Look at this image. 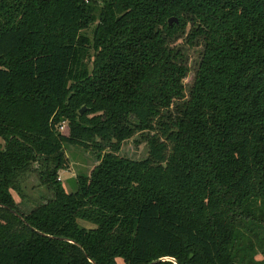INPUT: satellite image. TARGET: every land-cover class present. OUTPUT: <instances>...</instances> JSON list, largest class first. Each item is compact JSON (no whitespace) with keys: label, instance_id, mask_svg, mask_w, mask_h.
Segmentation results:
<instances>
[{"label":"trees","instance_id":"16d2710c","mask_svg":"<svg viewBox=\"0 0 264 264\" xmlns=\"http://www.w3.org/2000/svg\"><path fill=\"white\" fill-rule=\"evenodd\" d=\"M137 133L147 156L120 154ZM70 142L99 155L74 190ZM258 251L264 0H0V264H264Z\"/></svg>","mask_w":264,"mask_h":264},{"label":"rangeland","instance_id":"374dc122","mask_svg":"<svg viewBox=\"0 0 264 264\" xmlns=\"http://www.w3.org/2000/svg\"><path fill=\"white\" fill-rule=\"evenodd\" d=\"M93 27L92 24L88 28H86V33L89 36H92L93 34ZM186 52L188 53L189 57V64L191 66V71L189 75L185 78V82L188 84L192 80L196 65L200 58V52L201 48L200 46H186ZM93 52L90 51L89 54L86 56H82V59L85 61V63L91 68L92 67V61H93ZM63 131L67 132V121H63L60 127ZM65 153L68 157L69 164L65 168L60 169L59 176L66 186L68 190H74L76 188V177L81 172L83 173H89L92 169V167L98 162V151L93 150L91 148H86L82 145L75 144V143H67L65 144ZM120 154L132 157V158H144L148 154V147L146 141L142 139L140 134H135L133 137L125 140L122 143L121 149L119 151ZM28 185L26 187V193L27 195H33L35 197H38L40 199V193L41 190L39 188H31V187H38L39 179L37 174L36 175H30L27 179ZM39 190V191H38ZM45 193H47L46 190H44ZM13 193L16 196L17 200H20V195L13 191ZM27 198V197H26ZM44 198V197H43ZM35 199V198H34ZM33 202V199H31ZM31 202V203H32ZM26 203V201H25ZM24 205V204H23ZM26 206V204L24 205ZM86 225H90L89 222H84ZM264 255L261 251H258L256 258H263Z\"/></svg>","mask_w":264,"mask_h":264},{"label":"water","instance_id":"95a60500","mask_svg":"<svg viewBox=\"0 0 264 264\" xmlns=\"http://www.w3.org/2000/svg\"><path fill=\"white\" fill-rule=\"evenodd\" d=\"M174 20L178 21L177 17L176 16H171L169 18V24H172ZM85 108H86V105H84L83 107H81L80 108V112L82 113L85 110Z\"/></svg>","mask_w":264,"mask_h":264}]
</instances>
